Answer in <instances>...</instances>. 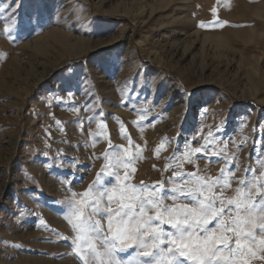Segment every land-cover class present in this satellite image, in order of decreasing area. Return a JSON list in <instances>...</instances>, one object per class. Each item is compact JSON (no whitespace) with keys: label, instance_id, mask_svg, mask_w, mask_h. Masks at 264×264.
Instances as JSON below:
<instances>
[{"label":"rangeland","instance_id":"rangeland-1","mask_svg":"<svg viewBox=\"0 0 264 264\" xmlns=\"http://www.w3.org/2000/svg\"><path fill=\"white\" fill-rule=\"evenodd\" d=\"M0 8V264H79L61 255L72 251L62 237H74L66 204L93 184L106 152L138 155L137 185L171 178L174 152L205 143L219 151L226 142L238 178L259 166L249 154L264 136V0ZM193 160L182 170L218 176L224 167L211 151ZM261 255L251 264H264Z\"/></svg>","mask_w":264,"mask_h":264},{"label":"snow or ice","instance_id":"snow-or-ice-1","mask_svg":"<svg viewBox=\"0 0 264 264\" xmlns=\"http://www.w3.org/2000/svg\"><path fill=\"white\" fill-rule=\"evenodd\" d=\"M199 26L206 24L201 21ZM121 133L131 146L126 129ZM253 144L249 155L260 164L250 163L243 177L235 175L236 157L229 158L226 142L219 151L205 143L186 147L181 156L174 152L165 166V171H173L171 178L139 185L132 183L138 155L129 148L111 156L106 152L93 184L82 193L73 192L67 201L65 219L74 237H62L72 251L61 255H71L79 264H251L264 253V136L258 135ZM162 150L163 141L156 155ZM209 151L224 160L218 176L182 170L185 162L194 163V154ZM229 190L233 195L226 198Z\"/></svg>","mask_w":264,"mask_h":264}]
</instances>
